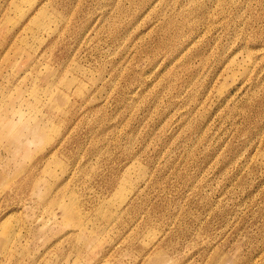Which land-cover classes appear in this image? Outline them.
Segmentation results:
<instances>
[{"label":"rangeland","instance_id":"1","mask_svg":"<svg viewBox=\"0 0 264 264\" xmlns=\"http://www.w3.org/2000/svg\"><path fill=\"white\" fill-rule=\"evenodd\" d=\"M0 264H264V0H0Z\"/></svg>","mask_w":264,"mask_h":264}]
</instances>
